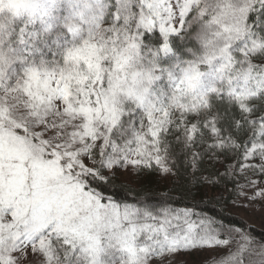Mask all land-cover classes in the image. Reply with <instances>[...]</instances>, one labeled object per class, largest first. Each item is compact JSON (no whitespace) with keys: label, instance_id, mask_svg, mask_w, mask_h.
<instances>
[{"label":"snow or ice","instance_id":"snow-or-ice-1","mask_svg":"<svg viewBox=\"0 0 264 264\" xmlns=\"http://www.w3.org/2000/svg\"><path fill=\"white\" fill-rule=\"evenodd\" d=\"M228 208L264 210V0H0V264H264Z\"/></svg>","mask_w":264,"mask_h":264},{"label":"rangeland","instance_id":"rangeland-1","mask_svg":"<svg viewBox=\"0 0 264 264\" xmlns=\"http://www.w3.org/2000/svg\"><path fill=\"white\" fill-rule=\"evenodd\" d=\"M231 210L235 214L244 218L251 225L256 226V227H260V228H264V210H256L254 208L250 209L248 211H245L243 209H238V208H231ZM205 254L206 253H202L199 256H195V257H184V259H187L189 264H193V263H195L193 261H196V259H198V258L199 259L202 258V256ZM178 259H180V258H178Z\"/></svg>","mask_w":264,"mask_h":264},{"label":"trees","instance_id":"trees-1","mask_svg":"<svg viewBox=\"0 0 264 264\" xmlns=\"http://www.w3.org/2000/svg\"><path fill=\"white\" fill-rule=\"evenodd\" d=\"M205 212H208L210 214H214L215 212V209L212 205H209L207 208H204L203 209ZM225 216L227 217V219L229 221H232L234 223H240V222H243V224L245 226H247L248 228H251L254 230L255 233H261V232H264V228H260V227H256V226H253L251 225L249 222H247L244 218H242L241 216L235 214L234 212H232L231 208H228L226 211H225ZM199 259V258H198ZM198 259H196V261H193V262H197ZM201 259V258H200ZM195 264V263H193Z\"/></svg>","mask_w":264,"mask_h":264}]
</instances>
